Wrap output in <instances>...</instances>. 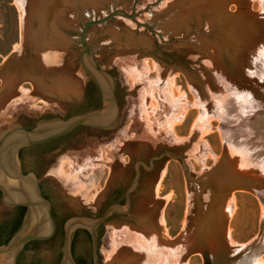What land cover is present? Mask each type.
Instances as JSON below:
<instances>
[{
    "label": "rangeland",
    "instance_id": "1",
    "mask_svg": "<svg viewBox=\"0 0 264 264\" xmlns=\"http://www.w3.org/2000/svg\"><path fill=\"white\" fill-rule=\"evenodd\" d=\"M115 11L136 22L118 15L86 43L114 84L117 122L27 148L22 168L65 224L96 220L139 171L97 258L76 242L91 264H264V251L234 257L264 245V0H0V136L101 108L80 38ZM1 198L0 226L14 212ZM61 245H32L20 262L64 264Z\"/></svg>",
    "mask_w": 264,
    "mask_h": 264
},
{
    "label": "water",
    "instance_id": "2",
    "mask_svg": "<svg viewBox=\"0 0 264 264\" xmlns=\"http://www.w3.org/2000/svg\"><path fill=\"white\" fill-rule=\"evenodd\" d=\"M118 15H122L136 22L135 17L128 16L124 11H115L102 20L89 21L85 25L80 38V43L84 50L82 54L83 68L99 89L103 98V106L93 112L80 114L65 120H44L42 124H39L33 129L16 125L4 131L0 136V192L2 194V202L12 208H27V214L19 230L7 244L0 246V264H18L19 255L29 242L48 240L54 235L56 230L51 203L42 194L41 181L36 173H25L22 170L20 152H24L27 148L46 144L66 136L82 126L108 129L116 122L119 116L120 110L114 84L106 73L98 69L93 59L91 49L86 43V35L91 27L103 25ZM45 29L46 27L44 30ZM45 34L46 32L44 31L42 36H45ZM260 111L261 110L258 109L256 113ZM256 113L253 114V116H255ZM256 119L264 121V114L260 113L256 116ZM244 183L246 185L251 183L253 187L252 183H254V181L245 180ZM129 203L130 201L128 202L127 210L130 206ZM126 212L127 211H124L122 207L114 206L102 217L94 221H74L80 223L90 222L88 224L70 223L66 228V241L63 248L65 257L64 264H74L70 255V238L71 234L77 228H86L92 234L95 258H97V247L100 239L99 235L98 242L96 243L95 230L97 226L113 213L125 214ZM254 245L241 248L239 252L234 253V257L241 258L242 254L250 253L254 250L258 252L256 253L258 256L264 251V245L255 249L253 247ZM95 264H97V261Z\"/></svg>",
    "mask_w": 264,
    "mask_h": 264
},
{
    "label": "flooded vegetation",
    "instance_id": "3",
    "mask_svg": "<svg viewBox=\"0 0 264 264\" xmlns=\"http://www.w3.org/2000/svg\"><path fill=\"white\" fill-rule=\"evenodd\" d=\"M95 87H96V90H97V100L98 101H101L102 106H103V98H102V95H101V93H100V91H99V89L97 88L96 85H95ZM115 94H116V98H118L116 92H115ZM117 101H118V99H117ZM95 110H97V109H95ZM95 110L94 109L93 110L90 109V110L84 111V112H82L80 114H85V113L93 112ZM118 118H119V116H118ZM118 118H117V120H118ZM117 120H116V122H117ZM114 124L112 125V127L114 126ZM78 129H76L75 131H73L72 133H70V134H68L66 136H63L61 138H58V139L53 140L51 142H48L46 144L37 145V146H33V147H39V146L42 147L44 145H48L49 148H50L49 151H52V150L55 149V146L59 142L64 141L67 137H69L71 134H73L74 132H76ZM22 170L25 172V170L23 168H22ZM139 175H140L139 171H136V174H135V177H134L133 181L128 185V187H126V189H123L121 187H116V188L111 189L108 192V194L106 195V198L104 200V205H103V213L100 215V217H102L108 210H110L114 206L122 207L124 209V211H127V212L125 214L113 213L104 222L100 223L97 226L96 230H95V238H96L95 241H96V243L98 242L99 235H100L102 229L104 228L105 224L108 221H111L115 215H127L131 211V209H132V202H133V197L132 196L138 190V185H139V180H140V176ZM41 189H42L43 196L47 200H49L50 203H51L52 215H53V218H54V221H55L56 230H55L54 235L50 239H48V240L29 242L24 247V249L22 250L21 254L19 255L18 264H21L20 259H21L22 255H23V253L30 246L35 245V244H38L40 242H46V241H51V242H53L55 240L57 242L60 241V243L62 244L61 245V255H62V257H64L63 248L65 246V241H66V228H67V226L70 223L69 224H65L64 222H61L60 221L59 217L55 213L54 202H53V200L51 198H49L46 195L42 183H41ZM128 200L130 201V203H129L130 206H129V209L127 210V205H128V202H129ZM26 214H27V208L26 207H17V208H14L13 215L10 217V219L7 220L4 225L0 226V242L2 240H5L6 238H8V236H10V234L12 233V231L17 227V225L19 223H21V225L23 224V221L25 219ZM100 217H98V218H100ZM71 223L88 224L90 222H85V223L71 222ZM5 225H6V228H5V231H4V229H2V227L5 226ZM80 235L82 236V241H89L91 243V245H93V236H92V234L86 228H82V227L77 228L71 234V238H70V255H71V258H72L74 264H91L92 261H93V256H92V259L89 260V259L79 258V257H77L75 255L74 247H75L76 242L80 238ZM34 264H38V263H34Z\"/></svg>",
    "mask_w": 264,
    "mask_h": 264
},
{
    "label": "trees",
    "instance_id": "4",
    "mask_svg": "<svg viewBox=\"0 0 264 264\" xmlns=\"http://www.w3.org/2000/svg\"><path fill=\"white\" fill-rule=\"evenodd\" d=\"M22 153H23V151L20 152V158H21V160H22ZM20 226H21V223H19L17 225V227L12 231V233L10 234V236H8V238H6L5 240H2L0 242V246L1 245H4V244H7L9 242V240L13 237V235L19 230ZM5 228H6V225L2 227V229H4V231H5Z\"/></svg>",
    "mask_w": 264,
    "mask_h": 264
},
{
    "label": "bare ground",
    "instance_id": "5",
    "mask_svg": "<svg viewBox=\"0 0 264 264\" xmlns=\"http://www.w3.org/2000/svg\"><path fill=\"white\" fill-rule=\"evenodd\" d=\"M27 17H28V15H27ZM24 24H25V27H24V32H25V33H24V36H25V37H28V34H29V33H28V32H29V31H28V26H27V23H24ZM31 37H32V34H30V37H28V38H31ZM226 212H228V211H226ZM228 214H230V213H228ZM228 218H229V217H228Z\"/></svg>",
    "mask_w": 264,
    "mask_h": 264
}]
</instances>
